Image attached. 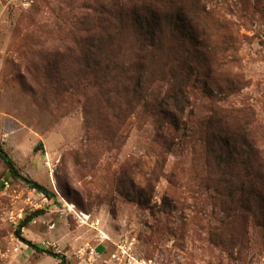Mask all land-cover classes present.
Returning a JSON list of instances; mask_svg holds the SVG:
<instances>
[{
    "label": "rangeland",
    "instance_id": "1",
    "mask_svg": "<svg viewBox=\"0 0 264 264\" xmlns=\"http://www.w3.org/2000/svg\"><path fill=\"white\" fill-rule=\"evenodd\" d=\"M92 1L0 0V146L22 176L54 195L11 178L0 159V264L60 263L16 236L24 218L39 210L22 236L64 255V264H264L261 223L244 214L234 224L205 188L197 124L210 113L205 94L191 98L186 128L164 122L161 132V121L139 110L117 130L107 116L101 127L93 124V92L84 97L49 86L48 62L69 66L71 81L77 79L69 36L91 22ZM208 9L214 45L230 51L225 69L234 83L222 92L213 87V94L227 107L252 112V141L264 151V0H210ZM223 223L237 241L213 237Z\"/></svg>",
    "mask_w": 264,
    "mask_h": 264
},
{
    "label": "trees",
    "instance_id": "2",
    "mask_svg": "<svg viewBox=\"0 0 264 264\" xmlns=\"http://www.w3.org/2000/svg\"><path fill=\"white\" fill-rule=\"evenodd\" d=\"M209 2L93 0L91 22H83L78 36H69L71 46L67 51L73 53L75 82L71 81L67 65L57 66L51 61L43 69L45 73L52 65L48 80L56 91L75 89L84 97L93 92V100H97L96 104L93 102V124L101 127L99 121L107 116L117 130L139 110L156 122L161 121V132L164 122L176 130L186 128L189 118L185 117V109L201 91L212 103L209 116L197 122L204 135L207 158L205 188L213 191L234 224L242 222L247 214L264 228V151L252 141V112L227 107L213 94V87L222 92L224 85L234 83L225 69L229 62L226 54L230 51L226 47L220 49V44L214 45L217 40L209 30L215 25ZM228 39L235 42L233 36ZM115 140L113 136L110 141ZM163 142L167 146V141ZM0 159L11 178L22 179L48 198L54 196L38 182L22 176L1 146ZM129 189H136L132 182ZM41 214L43 211L39 210L27 215L16 236L37 252L55 256L59 264H64V255L45 250L22 236V229ZM229 228V223L220 227L223 238L211 234L220 241L226 240L223 244L227 245L238 240L233 232H224Z\"/></svg>",
    "mask_w": 264,
    "mask_h": 264
}]
</instances>
